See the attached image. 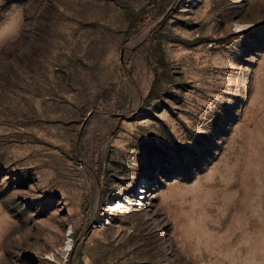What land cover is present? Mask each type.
<instances>
[{"label": "rangeland", "instance_id": "rangeland-1", "mask_svg": "<svg viewBox=\"0 0 264 264\" xmlns=\"http://www.w3.org/2000/svg\"><path fill=\"white\" fill-rule=\"evenodd\" d=\"M0 264H264V0H0Z\"/></svg>", "mask_w": 264, "mask_h": 264}, {"label": "bare ground", "instance_id": "bare-ground-1", "mask_svg": "<svg viewBox=\"0 0 264 264\" xmlns=\"http://www.w3.org/2000/svg\"><path fill=\"white\" fill-rule=\"evenodd\" d=\"M145 194H146V193H145ZM141 199H142V200L145 199V195H144V194L141 195ZM137 201H138V200H137ZM137 204H140V203H137ZM119 205H120V204H119ZM119 205H118V206H119ZM140 205H141V204H140Z\"/></svg>", "mask_w": 264, "mask_h": 264}, {"label": "built area", "instance_id": "built-area-1", "mask_svg": "<svg viewBox=\"0 0 264 264\" xmlns=\"http://www.w3.org/2000/svg\"><path fill=\"white\" fill-rule=\"evenodd\" d=\"M139 206H141V205H139Z\"/></svg>", "mask_w": 264, "mask_h": 264}]
</instances>
